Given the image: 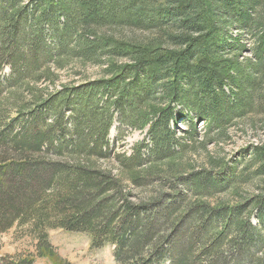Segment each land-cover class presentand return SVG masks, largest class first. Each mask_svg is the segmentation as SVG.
<instances>
[{"label": "trees", "instance_id": "16d2710c", "mask_svg": "<svg viewBox=\"0 0 264 264\" xmlns=\"http://www.w3.org/2000/svg\"><path fill=\"white\" fill-rule=\"evenodd\" d=\"M246 39L254 60L240 61ZM69 66L99 77L38 87ZM253 114L264 116V0H0V234L26 233L55 264L70 263L49 230L110 245L116 264H264V186L241 188L264 183V144L219 170L159 169L148 199L153 180L137 174L185 153L197 122L214 139ZM115 123L121 140L146 126V142L113 155Z\"/></svg>", "mask_w": 264, "mask_h": 264}, {"label": "rangeland", "instance_id": "374dc122", "mask_svg": "<svg viewBox=\"0 0 264 264\" xmlns=\"http://www.w3.org/2000/svg\"><path fill=\"white\" fill-rule=\"evenodd\" d=\"M232 33L236 35L235 31H232ZM244 44L247 49L239 60L242 61L245 58L254 60L252 55L253 40L246 39ZM51 71L57 75L54 84L47 86L45 84H38L39 88L45 87L49 92L58 90L65 85H76L83 80L99 77V70L92 66H69L63 70L52 68ZM4 73L7 74L8 71L5 70ZM152 104L148 106H154V108H159L160 106L159 104ZM188 128L189 125L184 117L178 119L174 126L176 130L175 136L177 138H185L183 132L188 130ZM121 130L122 128L115 123L109 131L108 140L113 155L119 153L129 156L130 149L134 145L146 142V126L143 129L135 130L125 128L122 133V140L119 138ZM196 132L197 137L195 142L190 143L191 145L180 157L173 160H165L162 163L149 162L143 164V167L139 169L137 174L143 172V178L149 177L151 181L153 180L151 184L143 185V199H148L149 194L158 193V190H160L158 181H155L156 176L150 177V174L156 173L159 169L165 170L171 164H181L180 167L182 169L183 167L186 168V172L210 167H216V170H219L222 167L232 166L236 160L242 161L248 158L244 153V149L251 145L259 146L264 144V116L253 114L245 119L235 121L227 128L224 136L215 137L214 139H212L214 135L205 132L202 122H197ZM210 139L212 140L210 141ZM243 170L245 168H242L240 171ZM116 172L113 171L114 174ZM125 175L128 179L130 174L126 171ZM261 181L260 179H253L243 184L241 187L243 193L249 197L258 194L264 186V183L262 184L263 181ZM130 190L132 196L129 199L131 202H139V199L135 195L141 196V189L130 187ZM208 202L212 203L214 199H210ZM252 221L255 223L254 219ZM48 235L57 256L70 264H116L112 254L113 248L110 245L100 250H93L90 247L89 238L85 235L62 230H49ZM27 254L34 255L33 264H55V260L53 259L36 256L35 241L26 233L13 228L6 233L0 234V264L10 260L13 256Z\"/></svg>", "mask_w": 264, "mask_h": 264}]
</instances>
